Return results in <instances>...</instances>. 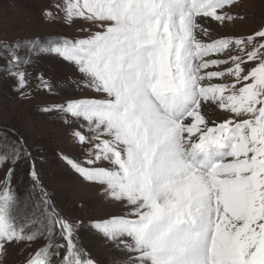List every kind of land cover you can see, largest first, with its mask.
I'll use <instances>...</instances> for the list:
<instances>
[{
    "label": "snow or ice",
    "instance_id": "1",
    "mask_svg": "<svg viewBox=\"0 0 264 264\" xmlns=\"http://www.w3.org/2000/svg\"><path fill=\"white\" fill-rule=\"evenodd\" d=\"M239 0H51L47 22L79 23L80 38L17 39L0 45L13 91L32 90L27 55H54L69 80L98 98L66 97L41 109L67 128L83 161L60 153L122 214L87 227L119 256L111 264H264V26L220 33L243 19ZM36 90L53 93L43 74ZM225 113L211 120L206 109ZM0 138V250L38 245L24 264H102L83 244L85 221L64 213L44 186L16 130ZM27 163L46 226L9 222L24 200L13 183ZM120 257H123L121 259Z\"/></svg>",
    "mask_w": 264,
    "mask_h": 264
},
{
    "label": "rangeland",
    "instance_id": "2",
    "mask_svg": "<svg viewBox=\"0 0 264 264\" xmlns=\"http://www.w3.org/2000/svg\"><path fill=\"white\" fill-rule=\"evenodd\" d=\"M51 0H0V41L14 42L17 39L36 41V49L47 46L49 40L61 37L80 38V24L47 22L41 18V10L46 8ZM232 11L243 19H236L226 28L215 22L209 24L212 38H219L220 33H235L247 35L264 26V0H239ZM24 45L18 50V55H28L31 63L27 71L31 74L32 90L27 98H21L13 91L14 81L6 72H0V138L6 135L9 140L11 130L18 131L24 138L26 147L32 150L36 159V168L41 180L53 198L58 208L64 213L85 221L81 229L83 244L102 264H111L113 257L119 256L110 247H106L89 231L88 221L113 214H122L124 207L119 202L102 195L101 190L82 179L63 162L59 154L64 153L83 161V150L78 144H73L67 134L66 126L59 118L41 111L52 103H60L66 97L98 98L90 94V90L78 88L70 81L71 66L54 55L26 52ZM43 74L53 84V93L36 90V76ZM207 116L220 122L225 118L223 110L211 106L206 109ZM27 163L17 166L13 183L24 200V207L13 209L8 219L17 228H32L46 226L48 214L40 200L41 193L30 190L27 175ZM21 177V178H20ZM38 245H18L7 251L0 250V264H24L25 256ZM123 259V257H120Z\"/></svg>",
    "mask_w": 264,
    "mask_h": 264
},
{
    "label": "trees",
    "instance_id": "3",
    "mask_svg": "<svg viewBox=\"0 0 264 264\" xmlns=\"http://www.w3.org/2000/svg\"><path fill=\"white\" fill-rule=\"evenodd\" d=\"M3 44V42H1L0 41V45H2ZM26 52H27V54H28V50H26ZM7 54V52L4 50V49H2V48H0V57H3V56H5ZM26 55V54H25ZM24 55V56H25ZM28 56V55H27ZM4 66H5V61H4V59H2V58H0V72H2V73H4L5 71H4ZM21 178V177H20Z\"/></svg>",
    "mask_w": 264,
    "mask_h": 264
}]
</instances>
